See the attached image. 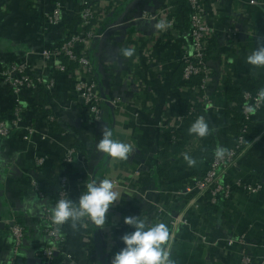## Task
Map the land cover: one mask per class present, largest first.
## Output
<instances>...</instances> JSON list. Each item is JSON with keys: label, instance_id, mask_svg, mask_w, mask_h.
Listing matches in <instances>:
<instances>
[{"label": "crops", "instance_id": "1", "mask_svg": "<svg viewBox=\"0 0 264 264\" xmlns=\"http://www.w3.org/2000/svg\"><path fill=\"white\" fill-rule=\"evenodd\" d=\"M251 1L204 0L208 24L215 31L207 65L211 71L208 92L216 109H198L195 115L203 117L210 128L200 150L190 156L196 163L189 166L184 157H179L169 168L167 159L179 155L174 144L173 149L169 146L167 150L168 133L160 126L172 122L176 105L189 104L191 108L197 101L193 98L197 89L194 82L185 88L190 87L189 95L180 91L182 84L172 87L184 57L192 54L186 7L182 0L99 3L101 14L95 24L103 37L95 41L96 47L101 40L94 47V77L101 95L117 100L118 105H106L101 120L94 121L73 94L77 79L73 70L55 72L56 84L51 92L23 91V125L0 140V264H10L13 258L8 225L12 219L18 223L20 220L25 227L21 262L47 264L40 257L49 243L44 211L55 206L54 198L65 174L66 150L82 146L92 148L93 152L90 162H84L83 154L77 151L69 199L78 202L88 183L93 179L99 183L105 178L120 185L114 188L118 199L110 206L103 226L94 225L87 217L75 227L71 221L61 225L62 256L54 264H88L87 251L94 258L93 264H111L114 255L124 247L122 236L134 231L124 223L125 217L130 216L144 220L148 226L164 223L169 228L173 264H244L243 251L254 258L253 264H258V246L264 243V109L251 125V134L257 135V139L228 173L231 180L260 183L262 192H237L224 206L191 209L186 225L177 231L171 227L172 216L184 209L188 199L183 193L186 180L209 168L217 146L228 147L226 129L237 114L228 118L226 83L244 93H254L264 86V66L247 63L253 51L264 47V0H256L255 5ZM57 5L62 6V21L48 26L45 13ZM81 5L82 0H0V72L16 61L28 62L33 74L41 72L40 52L63 41L68 25L78 18ZM145 14L155 19H142ZM74 31H81L79 22ZM127 49L133 50L131 57L124 55ZM49 71L45 74L47 79L52 75ZM239 105L232 103L231 107L239 109ZM14 106L11 87L0 79V113L7 118ZM49 115L55 116L56 127L48 120ZM195 121L196 118L183 124L186 144L193 135L189 124ZM26 125H34L37 130L28 142L23 140ZM104 130L111 131L113 139L132 145L126 159L97 150ZM39 158H45L42 165L38 164ZM164 169L169 172L167 176L161 172ZM33 181L38 183L43 197L34 192ZM243 235L248 247L239 243ZM227 241L234 244L228 245Z\"/></svg>", "mask_w": 264, "mask_h": 264}, {"label": "built area", "instance_id": "2", "mask_svg": "<svg viewBox=\"0 0 264 264\" xmlns=\"http://www.w3.org/2000/svg\"><path fill=\"white\" fill-rule=\"evenodd\" d=\"M102 0H82L81 10L79 16L81 18V32L74 34L71 39L62 43L54 49H45L40 52L39 56L43 63L42 71L33 74L29 69V64L26 61H16L9 67L3 69L0 72V79L7 83L15 96V107L11 119H3L0 114V140L8 138L12 133L20 129L23 125V116L25 115L22 105V93L24 90H38L40 88L45 89L48 92L53 91L55 87V79L53 75L47 79L45 74L49 70L54 72L64 73L69 71L61 61L63 57H66L69 61L75 62L80 67L81 73L77 72V79L73 86V94L77 97L79 103L86 107L93 120L98 122L101 120L104 106L118 105L117 100H107L101 93L99 86L94 79L93 65L89 55L90 48L93 42L98 39L99 33L97 29H94L93 21L101 14V9L98 5ZM188 6L189 15V37L192 44V54L184 57L182 63L183 67V87H187L188 83L192 82L193 77L200 78L199 90L204 91L207 88L208 80L211 75L210 68L207 65V55L211 42L215 36L214 29L208 24L206 18V5L204 0H183ZM256 0H252L251 4L255 5ZM264 6V1H262ZM62 18V6L57 5L51 12L45 14L47 23L58 24ZM142 19H155L154 16L145 14ZM83 48L81 54L79 48ZM88 77L90 79H88ZM204 93V92H203ZM254 95L252 92L244 93L242 104L244 105L242 115L245 119H248L258 110L260 111L261 102L259 99H254L255 106L253 104H247ZM194 111V107H192ZM258 111V112H259ZM185 116V115H180ZM176 117L171 123L161 124V128L166 129L172 135V141L175 143L180 142L181 136L179 135V124L184 121L183 117ZM48 120L54 123L55 116L49 115ZM176 120V121H174ZM248 126L242 124L241 136L238 137L237 144L227 150L223 158H215L210 164L209 172L204 179L197 180L195 177L189 179V182L196 185L194 190H190L188 193H200L204 194L206 190L214 191L213 202H216L217 196L224 195V199L229 200L237 192L246 195H255L261 193L262 186L258 184H252L249 182H243V184H231L228 180L229 170L238 165L239 160L246 154L250 143L246 141V129ZM37 133L34 125H27L24 128V141H30L33 135ZM77 150L70 147L66 150L64 155L65 165H72L77 157ZM45 162V158H39L38 164L42 165ZM33 190L40 197H43V193L37 182H32ZM115 188V187H114ZM71 183L68 177H63L60 183V189L58 193V200L69 199L71 194ZM234 194V195H233ZM205 195V194H204ZM232 199V198H231ZM230 199V200H231ZM196 202V201H195ZM194 202V203H195ZM43 220L46 223L45 233L49 239V244L44 250L41 251L40 257L43 258L47 264H52L57 254L62 253V245L64 243V237L61 232V225H56L52 222L51 209L46 208L44 211ZM174 227L180 224H185L186 221L175 217L172 219ZM10 227V233L13 238V258L10 264H18L20 249L25 237L24 227L20 225L16 219L8 221ZM234 242H230L233 244ZM240 243L248 247V243L245 239V235L242 236ZM261 256L258 259V264H264V243L260 244ZM242 259L244 264H253L254 258L248 251H243ZM26 264V263H19Z\"/></svg>", "mask_w": 264, "mask_h": 264}, {"label": "clouds", "instance_id": "3", "mask_svg": "<svg viewBox=\"0 0 264 264\" xmlns=\"http://www.w3.org/2000/svg\"><path fill=\"white\" fill-rule=\"evenodd\" d=\"M124 55L131 57L133 50H125ZM247 63L256 67L264 66V47L253 51L248 56ZM260 96L264 97V89L260 91ZM189 132L198 137H205L210 134V128L206 120L200 117L190 127ZM112 136L111 131L104 130L97 150L113 158L126 159L128 153L133 150L132 145L119 142ZM226 152L227 149L217 146V158H223ZM184 159L189 166L196 163L187 154ZM117 199L118 193L114 191V184L110 179L105 178L99 183L93 181L86 185V190L80 195L78 202L71 199L58 200L51 210L52 222L63 225L71 221L75 227L77 222L87 217L94 225L103 226L110 206ZM124 223L134 231L122 236L124 247L114 255L111 264H173L170 260L171 235L164 223L148 226L144 220L131 216L125 217Z\"/></svg>", "mask_w": 264, "mask_h": 264}, {"label": "rangeland", "instance_id": "4", "mask_svg": "<svg viewBox=\"0 0 264 264\" xmlns=\"http://www.w3.org/2000/svg\"><path fill=\"white\" fill-rule=\"evenodd\" d=\"M46 14V13H45ZM94 17H96V18H98L99 19V17L97 16V15H95ZM96 18H95V20L93 21V24H94V26H92L94 29H97V32H98V28H97V26H96V24H95V21H96ZM46 20V19H45ZM61 21H62V18L60 19V22L58 23V24H60L61 23ZM46 23H47V21H46ZM58 24H50L49 22L47 23V25L48 26H55V25H58ZM79 29H81V26H79ZM81 31H79V32H77V33H80ZM76 33V34H77ZM99 33V32H98ZM101 35V36H100ZM99 36L100 37H98V39H96L95 41H97V40H99L100 38H102L103 37V34H100L99 33ZM65 37H66V35H65ZM64 37V38H65ZM95 41L93 42V44L95 43ZM62 44V42L61 43H59L57 46H59V45H61ZM92 44V45H93ZM56 46V47H57ZM55 47V48H56ZM92 47V46H91ZM54 49V48H53ZM65 73V72H64ZM95 74V73H94ZM49 78H51V77H49ZM197 78V77H196ZM88 79H90L89 77H88ZM210 79H211V75H210V77H209V80H208V84H209V81H210ZM193 82H194V80H193ZM195 83V82H194ZM98 84V83H97ZM207 84V88L204 90V91H200L199 90V86H196L197 87V89H195L193 92H194V99H197V101L193 104V106L192 107H194L195 109H199V111L200 112H205V111H214L215 109H216V107H215V105H214V103H213V101H212V99L210 98V96H209V92H208V85ZM99 86V85H98ZM195 87V88H196ZM262 89H264V86H262L261 88H259V89H257V90H254V93H252L254 96L252 97V99L247 103L248 105L249 104H253V106H255V102H253L254 101V99L256 98V99H259V101L261 102V105H260V111H262L263 109H264V97H261L260 96V91L262 90ZM181 92H183V91H185L186 93H187V95H189V94H191V89H190V87H188V89H185V87H183L182 88V90H180ZM204 92V93H203ZM247 92H249V91H247ZM246 93V92H245ZM200 95V96H198V95ZM188 108L187 110H181V108H180V106H179V104L178 105H176V109H179L181 112H179V113H177V114H173L174 116H172V119H174V118H176V117H179L180 115V113H182V112H184V113H187L185 116H180V117H183L184 118V121L181 123V124H179L178 126H179V130H177L178 132H179V135L181 136V143L180 142H178V143H175L174 144V142L172 141V144H174L175 145V148L174 149H176L177 150V154L179 155V156H175V157H170L169 159H167L168 158V155L170 154L169 152H168V155H167V163H166V168H169L172 164H174L178 159H179V157H184L185 156V154H187L189 157L190 156H192L195 152H197L198 150H200V147L202 146V144H203V141H204V139L206 138V136L205 137H198L196 134H193L192 135V138H191V140L186 144L185 143V137L183 138V135H182V128H183V124L185 123V122H188L189 120H192V119H195L196 118V120L198 119V118H200V117H196L195 115H197L198 113H197V110L196 111H194V109L193 108ZM243 107H244V105L241 103V105H240V107H239V109L237 108V110L239 111V112H241L242 113V111H243ZM255 107H257V106H255ZM258 108V107H257ZM259 111V110H258ZM258 111L257 112H255L254 114H252L251 116L249 115V117H248V119H245V121L243 122V124L245 125V126H248V128L246 129V132H247V134H246V141L248 142V143H250V145H251V143L252 142H254L256 139H257V135H252L251 134V125H252V121H253V119H254V117L258 114ZM259 111V112H260ZM233 114H235V113H233ZM195 116V117H194ZM174 117V118H173ZM174 121H176V120H174ZM241 123V122H240ZM193 124H194V122H193ZM192 123H191V125L189 124V127H191L192 125H193ZM166 132L167 133H170L167 129H166ZM171 140H172V138H171ZM172 148V147H171ZM173 149V148H172ZM215 156H216V154H214L213 156H212V158H211V161H210V164H211V162H212V160L215 158ZM245 156V155H244ZM243 156V157H244ZM242 157V158H243ZM170 163V165H168ZM237 166V165H236ZM235 166V167H236ZM234 168V167H233ZM209 169H210V166H209V168L203 173V174H201V175H198L197 177H195L197 180H199V179H204V178H206V176H207V172H209ZM137 172H140V169L137 171ZM161 172H164V174H163V176H167V174L169 173L168 172V170L167 169H164V170H162ZM167 173V174H166ZM229 177V176H228ZM190 178V177H189ZM228 180H229V183H231V184H233V185H235V184H243V182H245V181H240V180H231L230 178H228ZM112 181V180H111ZM113 182V184H114V187H119L120 185L117 183V181H112ZM256 184H258V185H261L260 183H256ZM262 186V185H261ZM194 187H196V185H194V184H192V183H190L189 182V179H187L186 180V182H185V184H184V190H183V193L188 197V199H187V202H186V205H185V207H184V209L180 212V213H178V214H174L173 216H172V219L173 218H175V217H178V218H180V219H183V221H186V224L188 223V221H187V214H188V212L191 210V209H198V208H200V206H205V207H207V208H210V207H213V208H215V207H221V206H224V205H226L229 201H230V199L232 198L233 199V197L235 196L234 194V196H232L229 200H226V199H224V195H219V196H217V200H216V202H213V195H214V191H209V190H206L205 192H203L204 194H200V193H188L190 190H194L193 188ZM262 190H263V186H262ZM262 192V191H261ZM231 199V200H232ZM196 201V202H195ZM195 202V203H194ZM172 219H171V227H172V229L174 230V231H177L178 230V228H180L181 226H183V225H185V224H180L179 226H176V227H174L173 226V224H172ZM246 238V237H245ZM242 240V237L240 238V240H239V243H240V241ZM204 242L206 243V244H209V242H208V240L206 239V238H204ZM230 242H234V241H227V244L228 245H232V244H230ZM212 244H216V243H212ZM234 244V243H233Z\"/></svg>", "mask_w": 264, "mask_h": 264}, {"label": "trees", "instance_id": "5", "mask_svg": "<svg viewBox=\"0 0 264 264\" xmlns=\"http://www.w3.org/2000/svg\"><path fill=\"white\" fill-rule=\"evenodd\" d=\"M183 1V0H182ZM183 4L185 5V7H186V10H187V14H188V22H189V15H190V11H189V8H188V6L184 3V1H183ZM81 10V9H80ZM80 13V12H79ZM77 22H79V26H81V23H82V21H81V18H80V16H79V14H78V18H76V19H74V21H72L71 23H70V25H68V29L66 30V33H65V35H66V37L63 39V41H62V43H64V42H66V41H68L69 39H71L72 38V36L74 35V34H76L77 32H75L74 31V28H75V24L77 23ZM98 32L100 33V34H102V32L98 29ZM104 39V38H103ZM102 39V40H103ZM130 39H131V37H130ZM105 40V39H104ZM101 42V40L100 41H98V42H96V44H97V46L99 45V43ZM96 46V47H97ZM95 47V43L92 45V47L90 48V51H89V55H90V58H91V61H92V59H93V53H94V49L96 48H94ZM83 51V48H79V53L81 54V52ZM61 61H62V63L64 64V65H66V67H67V69L68 70H73V71H75L76 73L78 72V73H81V71H80V67L78 66V64L77 63H75V62H71V61H69L66 57H63L62 59H61ZM92 65H93V72L94 73H96V71H95V64H93V62H92ZM183 67H184V63H182V65H181V67H180V69L177 71V73H176V75H175V77L177 78H174V80L172 81V87L173 86H175V85H178V84H184L183 83ZM49 74H52L53 76H54V74H55V72L53 71V73H52V71H49L48 72ZM57 74V73H56ZM51 75V76H52ZM94 79H95V77H94ZM176 79V80H175ZM76 80V79H75ZM193 80H194V82H195V85L196 86H200V78L199 77H193L192 78V82H190V83H188L187 85L188 86H191L192 85V83H193ZM2 81V80H1ZM3 82V81H2ZM98 83V82H97ZM99 85V84H98ZM41 89H42V91H44L43 90V88H40V89H38L39 91H41ZM46 92V91H45ZM243 96H244V92L241 90V89H238V88H236V87H234V86H232L231 84H230V82H227L226 83V101H227V114H228V118H229V116H230V114H232V113H235V114H237V119H235V121H234V123L232 124V125H228L227 126V129H226V132H227V139H228V147H227V150L228 149H230V148H233L236 144H237V140H238V137H240L241 136V129H242V124H243V122H244V118H243V115L241 114V112H239L238 110H237V108L236 107H231V104L233 103V104H237V105H241V103H242V100H243ZM240 105H239V107H240ZM188 106V107H187ZM15 107V106H14ZM14 107L12 108V110H11V113H10V115H9V117H5L4 115H2L1 113V116H2V118L3 119H11L12 118V114H13V111H14ZM105 107V106H104ZM189 108L190 107V105L188 104V105H180V108H181V110L183 111L185 108ZM179 112H181L179 109H176V107H175V109H174V113L173 114H177V113H179ZM187 113H184V112H182V113H180L179 115H186ZM23 121H24V117H23ZM241 122V123H240ZM53 125H54V127H56V124L55 123H53ZM27 126V125H26ZM165 138H166V142H167V145H166V148H167V150H168V147L170 146L171 147V144H172V140H171V138H172V135L170 134V133H168L167 135H165ZM78 148V147H77ZM77 148H75V149H77ZM79 149V150H78ZM77 149V151L79 152V153H82L83 154V156H84V162H90V160H91V156H92V152H93V149L92 148H86V147H84V146H82V147H80V148H78ZM80 155V154H79ZM78 157V156H77ZM76 157V159H75V161H74V163L72 164V165H65V174H64V177H68V179H69V181H70V183H71V180H70V178H71V175L73 174V171H74V168H75V165H77L76 163H77V160H78V158ZM79 170V169H78ZM191 178H194V177H191ZM72 185V184H71ZM59 189H60V187H59ZM58 193H59V191H58ZM69 198H71V194H70V197ZM58 201V194L55 196V198H54V204H56V202ZM52 207V206H51ZM53 208V207H52ZM45 222V221H44ZM19 223L24 227V224H23V222H21L20 220H19ZM46 223H44V227L46 228ZM24 231H25V227H24ZM61 232H62V227H61ZM49 244V243H48ZM88 252V264H93L94 263V258H92L91 257V252H89V251H87ZM62 256V254L60 253V254H57L56 256H55V258H54V262L52 263V264H54L55 262H56V260L57 259H59L60 257ZM19 263H21V260H20V258L18 259V264Z\"/></svg>", "mask_w": 264, "mask_h": 264}, {"label": "water", "instance_id": "6", "mask_svg": "<svg viewBox=\"0 0 264 264\" xmlns=\"http://www.w3.org/2000/svg\"><path fill=\"white\" fill-rule=\"evenodd\" d=\"M93 181H94V179H93ZM97 183V182H96Z\"/></svg>", "mask_w": 264, "mask_h": 264}]
</instances>
